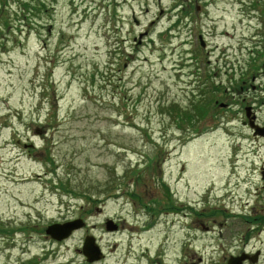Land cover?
Listing matches in <instances>:
<instances>
[{
    "label": "rangeland",
    "instance_id": "374dc122",
    "mask_svg": "<svg viewBox=\"0 0 264 264\" xmlns=\"http://www.w3.org/2000/svg\"><path fill=\"white\" fill-rule=\"evenodd\" d=\"M31 3L0 1V219L28 214L33 228L81 218L86 227L59 245L30 236L28 258L65 263L72 254V264H87L86 236L103 247L125 244L130 232L108 234L105 224H133L141 193L162 206L167 198L214 201L219 212L206 219H221L218 201L237 194L250 206L241 214L235 207L241 218L232 225L245 229L251 207L264 204L254 197L263 144L242 126L238 106L212 104L199 120L195 105L239 103V87L257 71L250 64L261 58L263 48H251L264 42V0ZM38 128L44 138L32 139ZM30 140L36 150L23 148ZM9 243L0 238V264L24 260Z\"/></svg>",
    "mask_w": 264,
    "mask_h": 264
},
{
    "label": "flooded vegetation",
    "instance_id": "af4514ba",
    "mask_svg": "<svg viewBox=\"0 0 264 264\" xmlns=\"http://www.w3.org/2000/svg\"><path fill=\"white\" fill-rule=\"evenodd\" d=\"M0 1L4 4L9 1L19 2L23 7H26L28 4L32 7L36 5L31 3V0ZM252 44V53L256 52L258 47L259 49L263 48L261 51H257L258 56L261 57V60L258 59L260 61H256L258 62L257 66L254 67L252 63L250 64L249 71L254 70V68L257 71L250 72L246 81L239 87L240 91L238 93L241 97L239 103H233L229 107L221 109L228 110L231 107L235 108L238 106L240 114L244 112L242 123L248 125L252 122L255 126L264 127V117L262 116V112L264 111V42L252 40ZM260 78L263 81H259L260 83L256 84V81ZM246 113L249 114V119H246ZM247 125L245 127L250 130L252 137L255 140L261 141L264 149V137L254 136V130ZM34 133L32 139L44 138L43 131H40L39 128ZM20 141L16 140L15 144H21ZM25 144L23 143V148L31 151L36 150L34 144H30V148ZM21 156L17 154L16 159H20ZM259 173L260 187L255 188L256 194L254 197L264 201V162L259 169ZM249 183H251V180ZM237 197V194L231 193L218 201L222 202L224 208L221 210V219L213 215L206 219L204 217L205 212H219L210 208V205H214V201L208 200L205 202L203 199H200L196 203H191L187 200L176 202L174 198L172 201L167 198L168 203L162 206V203L158 202L154 194H135V198L133 199L137 200L140 203L139 206H142V208L136 211L134 223L127 226L125 221H119L115 225V230H108L105 225V231L108 234H119L124 230H128L131 236L130 240L125 244L112 242L109 246H100L103 254L101 261L91 263L86 261V263L208 264L214 260L213 263L228 264L232 259H237V262L241 261L240 264H264V208H262L264 204L261 206L258 203L254 204L250 209V214L244 218V223H247V226H244L245 229L235 233V226L232 225V220H240L239 218H241H238V212L235 207L239 206L238 210L241 214V212L244 213L247 207L250 206L249 202L244 203L241 199L238 204ZM200 204L203 207L201 211L199 210ZM28 219V214H26L24 220L12 217L6 220L0 219V238L5 239L7 237L10 242L9 244H13L15 247L17 245L21 246L23 249L19 257H23L24 260L20 263L17 262V264L43 263L45 261L43 257L48 255L42 254L41 257L32 258L31 260L28 258L29 252L27 251V247L24 248V244H28L30 236L42 237L52 245H59L72 239L71 235L68 240L59 242L45 234L47 226L58 222H52L42 227L39 224H35L32 228L29 226ZM158 227H161L159 233L157 232ZM216 239H218V242L223 240L225 242L226 240H230V242L228 246L225 243H219L216 246L210 242ZM202 243H205L203 245L208 244L207 248H203L204 250L198 248ZM214 246H216L215 250L213 249ZM53 253L55 252L53 251ZM48 264H72V254L65 263L53 261Z\"/></svg>",
    "mask_w": 264,
    "mask_h": 264
},
{
    "label": "water",
    "instance_id": "95a60500",
    "mask_svg": "<svg viewBox=\"0 0 264 264\" xmlns=\"http://www.w3.org/2000/svg\"><path fill=\"white\" fill-rule=\"evenodd\" d=\"M132 19L136 25H139V22L134 14L132 15ZM139 38H142V36H139ZM200 41H201V46L204 47L205 44L202 38H200ZM251 126L256 130L255 135L264 136V129H259L258 127L253 126V124H251ZM84 227H85V223L83 222V220L77 219L71 222H66L64 224H53L50 227H48L46 234L51 236L53 239L57 241H63L65 239H68L74 231H78ZM107 229L115 230L116 227L110 221L107 223ZM83 254L87 258V261L90 263L101 260L102 252L100 247L96 243V239L93 236L86 237L83 245ZM236 260L237 259H232L229 262V264L241 263V261L237 262Z\"/></svg>",
    "mask_w": 264,
    "mask_h": 264
},
{
    "label": "trees",
    "instance_id": "16d2710c",
    "mask_svg": "<svg viewBox=\"0 0 264 264\" xmlns=\"http://www.w3.org/2000/svg\"><path fill=\"white\" fill-rule=\"evenodd\" d=\"M37 7V6H36ZM28 8V6H27ZM216 106V101L213 102V98H211L209 101L202 103L199 102L198 104H196L195 106V113H197L196 115L198 116L199 120H204L207 117L210 116L211 113H213V108H215L213 105ZM184 113V114H183ZM181 113L182 115H184L185 117H187L190 121H193V117L191 116V114L187 113V112H183ZM137 183L139 184L141 181V177L138 175L137 177ZM164 185V183H163ZM165 191H168V189H166Z\"/></svg>",
    "mask_w": 264,
    "mask_h": 264
}]
</instances>
